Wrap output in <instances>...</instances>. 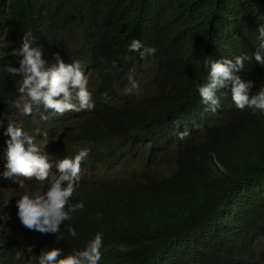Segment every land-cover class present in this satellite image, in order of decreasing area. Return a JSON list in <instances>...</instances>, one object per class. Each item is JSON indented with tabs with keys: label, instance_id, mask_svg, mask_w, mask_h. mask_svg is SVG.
Returning <instances> with one entry per match:
<instances>
[{
	"label": "clouds",
	"instance_id": "clouds-1",
	"mask_svg": "<svg viewBox=\"0 0 264 264\" xmlns=\"http://www.w3.org/2000/svg\"><path fill=\"white\" fill-rule=\"evenodd\" d=\"M67 2L70 43L53 6L0 1L3 254L20 264H161L158 244L123 246L119 254L118 230L180 235L192 222L197 228L180 237V249L230 242L229 222L210 200L143 207L149 202L116 181L155 151L156 181L170 182L185 153L214 189L234 188L264 209V169L254 186L236 177L235 160L220 153L225 144L264 131V0L55 4ZM107 50L124 62L103 84L95 64ZM249 224L256 233L237 250L249 253L252 245L250 264H264V213L250 216ZM77 233L88 236L85 243L78 244ZM62 234L67 238L59 244ZM103 235L114 241L112 253Z\"/></svg>",
	"mask_w": 264,
	"mask_h": 264
},
{
	"label": "trees",
	"instance_id": "trees-1",
	"mask_svg": "<svg viewBox=\"0 0 264 264\" xmlns=\"http://www.w3.org/2000/svg\"><path fill=\"white\" fill-rule=\"evenodd\" d=\"M4 1V0H0ZM15 1V0H12ZM42 4L53 6L63 22V26L67 29V43H70L74 31L67 22L70 14L69 3L55 4L59 0H40ZM60 33V32H59ZM124 59L111 50L103 55V57L95 64L97 75L103 79V84H108L113 72L122 66ZM149 96L153 102V107H158L155 98L152 95L153 88L149 87ZM98 91L97 93H99ZM99 98V97H98ZM163 115L166 114V107L161 105ZM169 149L165 150V155ZM221 155L234 159L237 165L238 172L236 177L248 179L249 183L254 186H259L257 178L260 176L259 171L264 169V131L259 137L250 138L247 140H239L225 144L221 149ZM156 157V152L153 151L145 159L136 165L135 171L131 176L118 179L117 184L123 192H132L133 195L143 197L148 205L143 207H153L161 205L164 201H171L174 206L183 207L197 201L210 200L213 205V211L221 219L229 222L230 242L229 241H212L205 243L202 249H191L188 247L181 248L182 241L180 237L184 234L191 233L196 230L197 223H190L186 232L177 235L173 230H160L151 232L142 228H129L118 230V253L122 254L123 246L132 247L134 244L141 247H147L153 244H158L161 248L163 259L161 264H250L252 245L247 246L249 253H242L237 250L239 241L252 237L256 233L249 227L250 216H256L264 213V209L259 207L257 201L245 199L244 196L239 197L236 189L221 190L214 189L211 178L203 170L202 165L190 159L187 154L182 153L181 158L176 166L175 172L171 177L170 182L164 184L156 181V166L151 167L150 164ZM144 187L143 189H140ZM132 195V197H133ZM2 199H0V213H4L7 208L2 207ZM141 211H144V209ZM203 212V210L201 211ZM144 215H141L143 217ZM147 218V216H146ZM151 222H160L165 224L161 217L149 218ZM106 223L101 221L99 225ZM77 225L86 229L87 226L77 222ZM92 227V226H91ZM97 231L92 229L90 234ZM89 234V235H90ZM104 236V242L109 246V252H113L114 241ZM88 236H80L79 233L75 236L78 244H83ZM67 235L62 234L56 239V242L61 244ZM52 240H55L54 238ZM5 246V245H4ZM70 250V248H68ZM35 259H31L33 264ZM0 264H20L19 260L12 254L6 256L0 249ZM39 264V261L36 262Z\"/></svg>",
	"mask_w": 264,
	"mask_h": 264
},
{
	"label": "rangeland",
	"instance_id": "rangeland-1",
	"mask_svg": "<svg viewBox=\"0 0 264 264\" xmlns=\"http://www.w3.org/2000/svg\"><path fill=\"white\" fill-rule=\"evenodd\" d=\"M10 235H11V234H9V236H10ZM9 236H8V237H9Z\"/></svg>",
	"mask_w": 264,
	"mask_h": 264
}]
</instances>
